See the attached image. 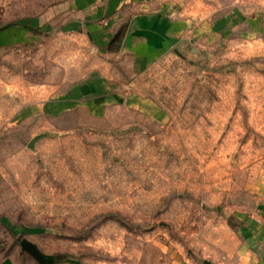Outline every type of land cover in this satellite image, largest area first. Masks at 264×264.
Returning <instances> with one entry per match:
<instances>
[{"label":"rangeland","instance_id":"374dc122","mask_svg":"<svg viewBox=\"0 0 264 264\" xmlns=\"http://www.w3.org/2000/svg\"><path fill=\"white\" fill-rule=\"evenodd\" d=\"M77 1L0 0V264H264V0H159L184 31L147 66ZM93 84L119 100L56 108Z\"/></svg>","mask_w":264,"mask_h":264},{"label":"crops","instance_id":"0c3cea01","mask_svg":"<svg viewBox=\"0 0 264 264\" xmlns=\"http://www.w3.org/2000/svg\"><path fill=\"white\" fill-rule=\"evenodd\" d=\"M82 2V3H81ZM92 4L84 5L83 1H77L69 5L68 12L77 16L84 15L85 12H91L89 21H72L68 28L86 27V34L90 35L97 44H102L113 33H118L121 27L127 22V27L123 32L122 48L128 53L134 66H147L156 61L170 48L178 42V39L184 29L182 22L176 20L174 15H169L166 10L168 6L161 5L159 0H110L108 7L100 6L101 0H92ZM138 5L141 13L131 15L126 10L119 12L124 6ZM149 4V5H148ZM70 10V11H69ZM130 18V19H129ZM129 19V20H128ZM14 43L22 41L21 34L12 37ZM8 42L5 33H0V47ZM73 96L70 93L62 96L60 103L55 104L61 111L68 110L73 105L76 107L87 105L93 107L99 104L107 105L116 103L120 96L110 91H102L100 85H82ZM80 93V95H79ZM88 95L93 97L92 101L85 102L83 97ZM74 101V102H73ZM124 103H128L123 100Z\"/></svg>","mask_w":264,"mask_h":264},{"label":"water","instance_id":"95a60500","mask_svg":"<svg viewBox=\"0 0 264 264\" xmlns=\"http://www.w3.org/2000/svg\"><path fill=\"white\" fill-rule=\"evenodd\" d=\"M115 39H113L111 42L113 43ZM20 247L23 251L28 253L38 264H53L56 261V258L42 254L35 245L26 240H22L20 242Z\"/></svg>","mask_w":264,"mask_h":264}]
</instances>
